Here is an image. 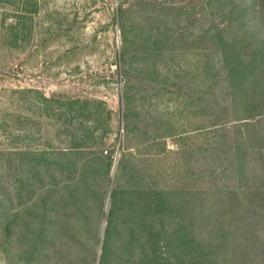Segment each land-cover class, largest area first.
<instances>
[{"label": "rangeland", "instance_id": "rangeland-1", "mask_svg": "<svg viewBox=\"0 0 264 264\" xmlns=\"http://www.w3.org/2000/svg\"><path fill=\"white\" fill-rule=\"evenodd\" d=\"M136 1L139 0H0V207L20 208L18 199L5 196L2 186L17 179V161L13 163L10 154L14 150L23 152L22 162L26 164L30 154L38 155L41 150L56 158L59 148H69L68 157L78 163L83 159L76 152L113 153L108 187L102 197L104 206L87 210L89 228L95 235H90V230L87 233L86 225L84 244L76 250L75 244H67V238H56L57 248L50 252L53 259L40 256L39 251L33 264H62L64 260L66 264H98L109 193L116 182L142 184L136 180L137 173L133 178L135 165L136 170L142 169L137 172L143 173L144 178L145 174L148 176L150 186L178 184L199 188L212 187L216 182L213 168H221L220 160L214 161L213 151L212 157L201 158L199 149L213 147L217 135H213L214 128L233 126L235 111L227 106L230 86L224 78L225 60H218L213 39L203 34L213 23L226 24L225 10L214 7L212 2L203 4V0H156L169 8L178 7L167 28L175 29L169 34L170 41L176 44L170 43L164 56L154 53L149 59H142L139 50L154 38L142 41L146 38L142 31V39L130 36L132 39L124 43L120 28L125 20L119 13L120 7ZM241 1L252 5L258 14V2ZM134 8V13H126L127 26L131 20L145 21L139 6ZM238 24L239 35L245 30V51L252 48L247 49L249 43L257 41L250 32L264 39V27L256 19L247 20L243 28L240 21ZM228 31L233 32L231 27ZM133 53L137 57H131ZM174 54L179 55L172 58ZM216 77L221 82L213 83ZM43 95L55 101L49 104L41 98ZM77 98L90 101L80 109L83 113H71L66 104L61 106L66 100ZM216 100L223 107H215ZM88 114L89 119H85ZM216 120L222 125H213ZM143 128H147V134ZM166 129L178 133L167 135ZM150 133L164 135L147 142L146 135ZM237 133L236 128H231L219 137L233 141ZM81 139L89 146L79 150L76 144ZM25 171L28 168L23 165L21 175ZM100 179L98 176L95 182ZM34 195L22 198L20 204L31 207ZM26 218L18 214L11 223V231H4L0 225V264H32L27 252ZM208 220L213 223V214ZM228 220L246 225L261 221L254 214H245L243 218L233 215ZM198 231L195 226L190 235L198 239L204 235L202 242L210 247L219 244L213 228L210 232L202 229L204 233L196 235ZM7 234H11L12 243L3 252ZM88 234L91 237L85 239ZM261 234L264 240V229ZM166 244L162 242L160 248L163 256L170 258V246ZM240 245L236 248L237 256ZM139 252L137 248L132 263L142 264L144 258ZM250 264H264V260Z\"/></svg>", "mask_w": 264, "mask_h": 264}, {"label": "trees", "instance_id": "trees-1", "mask_svg": "<svg viewBox=\"0 0 264 264\" xmlns=\"http://www.w3.org/2000/svg\"><path fill=\"white\" fill-rule=\"evenodd\" d=\"M255 1L259 4L258 14L252 5L241 0H203V4L212 2L214 7L225 10L223 19L226 24L219 26L213 23L212 28L207 29L203 35L213 39V50L217 52L218 60H225L227 68L224 78L230 86L227 106L235 111L232 115L235 121L233 126L226 127L219 120L213 123L222 126L214 128L213 135H217L214 136L213 147H210L212 150L207 146L199 149L201 158L212 157L213 151L214 161L220 160L221 168H213L217 175L216 182L212 187L199 188H185L178 184L169 187L150 186L146 179L148 176L145 174L144 178L143 173L137 172L142 169L136 170L137 165L132 167L133 178L137 173L139 177L136 180L142 184L130 182L125 185L116 182L111 189L98 264H134L131 260L137 248L140 250L139 255L144 258L142 264H250L264 260V240L261 234L264 229V39L250 32L257 41L249 43L247 49L252 48L245 51V30L240 31V35L236 32V28H239L238 21L242 23L240 28H243L249 19H256L264 27V0ZM136 5L145 21L131 20L127 26L126 13H134ZM119 13L125 19V22L120 23L124 43L132 39L130 36L142 39V31L146 35L142 41L154 38L146 48L139 50L138 56L142 59H149L154 53L164 56L165 50L170 48L169 44L175 43L170 41L169 34V31L175 29L167 28L173 19L170 16L178 13V7L169 8L156 0H139L121 6ZM229 27L232 33L228 31ZM210 31L212 33L206 35ZM246 31L249 32V29ZM175 38L177 37L173 39ZM178 55L174 54L172 58ZM135 56L137 57L135 53L131 55L133 58ZM216 82L221 81L216 77L213 83ZM41 98L49 104L55 101L44 95ZM216 101H213L215 107H223ZM89 103V99L77 98L66 100L61 106L66 104L71 113L81 114L84 111L79 112L80 109ZM85 119H89V114ZM231 128H236L239 132L235 140L219 137ZM146 129L143 128L145 134ZM167 129L164 132L167 135L178 133ZM163 135L155 136L150 133L146 135V141H155ZM217 136L219 138L216 139ZM76 145L79 150L83 149L79 147L89 146L84 139ZM22 153L21 150L10 153L12 162L17 161V179L2 185L5 196H10L12 200L18 199L20 206L12 210L0 207V225L3 230L11 231V223L18 218V214L21 217L28 216L24 219V224L28 229V259L32 264L39 251L40 256L53 259L50 252L54 251L52 248H57L56 238H67V244H75L73 250L80 249L84 244L86 233L83 229L86 225L87 233L90 230L89 234L92 235L93 232L89 228L90 216L87 210L90 207L98 209L104 206L102 197L107 190L113 165L112 151L107 150L106 154L100 151L98 155L89 151L76 152L83 159L81 163L68 157L71 152L66 147L57 150L56 158L45 150H41L38 155L30 154L27 164L22 162ZM23 165L28 171L21 175ZM27 172L28 176L25 175ZM98 176L101 179L95 182ZM32 194L36 196L33 205L22 206L21 199ZM212 214L213 223L208 220ZM245 214L258 215L261 221L250 222L248 225L226 221L233 215L243 218ZM7 217H11V220ZM167 221L169 223L165 225ZM258 222L260 224L257 227ZM195 226L200 231L196 235L204 233L202 229L210 232L213 228L219 244L210 247L202 242L204 235L200 239L191 236ZM93 234L95 235L94 232ZM6 236L7 250L2 247L3 252H7L12 243L11 234ZM68 238L73 240L68 241ZM162 242L170 246V258L163 256L160 248ZM239 245L240 254L237 256L235 252ZM62 264H66V261Z\"/></svg>", "mask_w": 264, "mask_h": 264}]
</instances>
